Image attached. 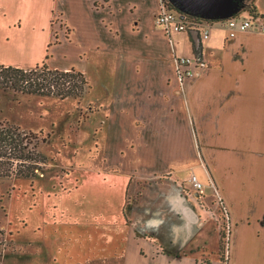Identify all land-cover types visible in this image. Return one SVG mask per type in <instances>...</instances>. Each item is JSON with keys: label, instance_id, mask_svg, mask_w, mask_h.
<instances>
[{"label": "crops", "instance_id": "obj_1", "mask_svg": "<svg viewBox=\"0 0 264 264\" xmlns=\"http://www.w3.org/2000/svg\"><path fill=\"white\" fill-rule=\"evenodd\" d=\"M242 1L165 0L195 23L166 35L162 0H19L49 10L33 20L37 58L58 51L78 66L43 64L99 76L94 149L120 193L109 224L124 235L120 264H264V0L254 16L234 13ZM250 17L257 31L230 37L227 22ZM178 58L194 77L180 82Z\"/></svg>", "mask_w": 264, "mask_h": 264}, {"label": "rangeland", "instance_id": "obj_2", "mask_svg": "<svg viewBox=\"0 0 264 264\" xmlns=\"http://www.w3.org/2000/svg\"><path fill=\"white\" fill-rule=\"evenodd\" d=\"M252 1L240 2L234 13L249 12ZM0 2L1 12L7 14L0 18V65L24 68L36 60L40 66L47 62L46 55H52L54 63L50 64L57 69L78 66L76 58L64 62L58 51L37 58L31 28L34 19L42 22L43 14L49 15L48 9L28 4L19 9V0ZM15 18L23 19L20 32L7 27ZM84 75L90 89L79 102L0 92V124L43 138L39 152L48 161L33 180L0 178V264H120L124 235L109 225L120 210V193L108 177L104 180L97 172L94 149L99 115L92 110L104 90L98 89V75ZM222 224L221 243L225 245L227 231ZM114 246L119 250L116 255Z\"/></svg>", "mask_w": 264, "mask_h": 264}, {"label": "trees", "instance_id": "obj_3", "mask_svg": "<svg viewBox=\"0 0 264 264\" xmlns=\"http://www.w3.org/2000/svg\"><path fill=\"white\" fill-rule=\"evenodd\" d=\"M162 2L166 4L165 0ZM249 13L251 16L255 15L253 8ZM88 89L89 84L84 74L74 69L61 71L50 69L45 64L33 69L0 65V92L10 91L14 94L73 99L79 102ZM44 142L43 138L35 134L1 123L0 178L35 179L37 173L48 164L47 159L39 152V146ZM221 238L223 239L222 235ZM221 244L222 253L225 245Z\"/></svg>", "mask_w": 264, "mask_h": 264}, {"label": "built area", "instance_id": "obj_4", "mask_svg": "<svg viewBox=\"0 0 264 264\" xmlns=\"http://www.w3.org/2000/svg\"><path fill=\"white\" fill-rule=\"evenodd\" d=\"M257 20L258 18L250 17L237 24L236 21L230 19L227 22V27L230 30V37H234L237 31H257V28L254 27V22ZM157 21L163 28L166 35H169L172 32L186 31L193 25L195 26V23L187 17L174 16L172 13L168 12L164 4L161 6V12ZM261 32L264 33V27L261 28ZM204 38H207V35H204ZM191 62L190 58L175 59V67L180 82H182L185 78L190 79L194 77V72H192L189 68ZM190 181L195 191L200 192L202 190L203 185L196 179L195 176H192Z\"/></svg>", "mask_w": 264, "mask_h": 264}]
</instances>
